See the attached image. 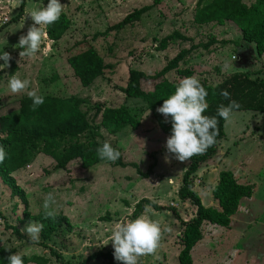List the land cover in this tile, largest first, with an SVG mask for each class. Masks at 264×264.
I'll return each instance as SVG.
<instances>
[{
	"label": "rangeland",
	"instance_id": "rangeland-1",
	"mask_svg": "<svg viewBox=\"0 0 264 264\" xmlns=\"http://www.w3.org/2000/svg\"><path fill=\"white\" fill-rule=\"evenodd\" d=\"M256 1L243 3L250 7ZM47 2L26 0L20 21L4 28L19 15L21 0H0V51L11 57L9 67L0 71V116L18 113L19 102L28 97V91L43 97L84 100L92 125L99 126L104 140L122 150L127 166H90V162L83 165L77 161L61 170L54 159L41 154L13 174L17 191L0 178V247L22 257H40L44 264H107L90 257L112 250L111 243L105 245L104 241L113 222L129 212V218H135L137 205L149 200L165 208L158 212L150 207L143 212L159 223L161 237L155 251L140 257L138 264H179L181 220L189 221L196 213L191 203L179 198L187 162L171 157L165 162L164 145L169 135L159 120L168 122L151 112L143 100L125 94L130 71L152 77L186 50L185 60L166 78L177 85L180 79L194 76L200 83L216 86L236 73L252 75L264 69V54L259 55L255 45L242 47V31L232 21L197 23L200 0H60L64 6L60 16L68 19L66 33L53 41L46 26L42 51L31 59L20 58L21 49L14 46L33 24L27 15ZM143 9L141 20L114 30L130 14ZM173 36L179 38L171 39ZM89 48L103 59L106 70L84 87L68 58ZM14 65L18 66L17 77L30 81L22 93L12 94L7 88ZM153 84L145 82L144 88L152 90ZM121 106L140 119L138 128L119 133L103 128L97 107ZM225 133L217 156L193 177L194 190L205 207L218 209L213 190L220 172L231 171L254 185L253 202L245 204L249 214L235 216L236 223L225 237L218 227L203 224V239L192 250L193 264H264V114L234 111ZM48 193L56 201L50 210L65 217L67 223L48 239L41 230L39 243L30 245L22 229L44 214L42 203Z\"/></svg>",
	"mask_w": 264,
	"mask_h": 264
},
{
	"label": "trees",
	"instance_id": "trees-1",
	"mask_svg": "<svg viewBox=\"0 0 264 264\" xmlns=\"http://www.w3.org/2000/svg\"><path fill=\"white\" fill-rule=\"evenodd\" d=\"M26 0H21V11L17 17L6 25L16 24L24 14ZM145 10H138L130 14L122 23L113 27L122 29L141 20ZM195 19L200 25L209 23H223L232 21L242 31V44L255 45L259 55L264 54V0H257L252 6H247L243 0H200ZM68 28V19L64 16L51 25H48L47 35L53 41L60 40ZM111 28V29H113ZM178 36L170 37L176 39ZM179 38V37H178ZM186 50L174 59L160 73L148 76L144 72L132 70L129 74L128 84L124 90L131 98L143 100L148 109L156 116V109L163 104V100L170 96L176 84L170 82L166 75L178 69L185 60ZM68 62L75 72L76 79L84 86H90L97 78L105 73L103 59L91 48L73 52ZM18 66L14 65L12 73L15 74ZM12 74V75H13ZM145 82H154L152 90L144 88ZM206 91L207 109L205 115L215 116L219 105H228L229 100L239 103L240 108L235 111H253L264 114V69L254 73H236L222 83L211 86L201 83ZM222 90L229 93V99L220 95ZM19 112L0 116V146L7 153L5 160L0 163V178L3 182L17 191L13 174L32 164L37 156H49L57 162L61 170H67L74 162L83 165L90 162V166L107 163L116 167L125 168L122 150L111 145L120 152L115 162L102 161L97 157L96 148L104 141L99 133V126L92 125L89 112L85 111V101L71 98L44 97V103L34 110L30 107L31 99L23 98L19 102ZM101 126L110 132L119 133L126 128L137 129L140 119L132 115L125 106L99 108ZM163 131L170 135L171 124L159 120ZM225 124L223 119L217 117L216 143L202 155H196L186 161V172L183 176L179 198L188 201L196 208L195 216L189 221L181 220L183 228L182 246L179 254V264H193L192 250L203 239L202 227L205 222L212 225L229 228L231 218L237 213L241 201L251 198L253 185L239 184L231 171H222L219 174L217 185L213 190V198L218 202L219 209L207 208L203 205L200 196L194 190L192 180L201 167L215 158L219 145L225 139ZM89 166V165H87ZM26 204V198L22 196ZM150 205L155 211L165 208L149 201H141L135 210L134 216L144 212V206ZM173 210V209H172ZM174 211V210H173ZM176 213V211H174ZM177 217L179 215L176 213ZM42 225V236L48 239L60 231L67 223L63 216L54 215L46 218L44 214L38 217ZM13 253L0 247V264H7V257ZM24 264L34 262L44 264L40 257H22ZM93 260L103 259L107 264H116L113 258V249L108 252H98L90 257ZM73 264V263H63Z\"/></svg>",
	"mask_w": 264,
	"mask_h": 264
},
{
	"label": "clouds",
	"instance_id": "clouds-1",
	"mask_svg": "<svg viewBox=\"0 0 264 264\" xmlns=\"http://www.w3.org/2000/svg\"><path fill=\"white\" fill-rule=\"evenodd\" d=\"M12 7H16L15 3ZM63 8L60 0H48L46 6L42 5L28 13L27 16L33 24L28 27L26 34L19 36L18 43L14 46L21 49L20 58L31 59L42 51L41 44L46 37L45 28L60 18ZM10 59L8 52L0 51V61H3L0 63V71L9 67ZM29 83L28 79H19L15 73L9 76L7 88L12 94L22 93L29 87ZM27 95L31 99L30 107L33 110L44 103V97L37 95L35 91H28ZM220 95L229 99L226 90H222ZM206 96L205 87L196 77H184L179 80L174 92L156 109L157 113L171 124L170 135L164 145L166 163L169 157L185 162L193 156L204 154L216 143L217 117L228 123L234 111L240 108L239 103L229 100L227 106H218L215 116L205 115L208 107ZM96 154L100 160L108 162H115L120 157V152L108 141L96 148ZM6 155L3 146H0V163L5 160ZM55 203L52 193H48L42 203L46 218H53L54 212L50 210V206ZM149 208L150 205H145L144 212H148ZM130 216L131 212L114 221L110 234L104 241L105 245L111 243L113 258L120 264H138L139 258L152 254L160 242L161 228L156 220L144 213L133 219H130ZM41 230L42 225L39 222H30L22 232L27 234L29 244L33 245L39 243ZM8 250L10 249H5ZM7 264H24V261L20 253L14 252L7 257Z\"/></svg>",
	"mask_w": 264,
	"mask_h": 264
},
{
	"label": "crops",
	"instance_id": "crops-1",
	"mask_svg": "<svg viewBox=\"0 0 264 264\" xmlns=\"http://www.w3.org/2000/svg\"><path fill=\"white\" fill-rule=\"evenodd\" d=\"M251 45L254 46V44H251ZM242 47L245 49L246 46H245V45H242ZM253 48H254V47H253ZM262 58L264 59V56H263ZM234 175H235V178L237 179V181H238L239 184H242V185H251V184H249V183H247V182H245V181H242V180H241V176H238L239 174L234 173ZM218 179H219V177H218ZM217 181H218V180H217ZM253 186H254V185H253ZM253 194H254V190H253ZM253 194H252L251 198H245V199H243V200L241 201L237 213L231 218V225H230L229 228H223V227H220V226H216V225H214L215 227H218V228H219V230H220V231H219V234H220L222 237H225V235L227 234L226 232L228 231V229H231V227H233V224L236 223V219H235V218H237V217H235L236 215L240 214L241 212H243V214H245V215H247V214L250 213V208H249L248 204H247V205H245V204H246L247 202H248V203H252V202H253ZM218 209H219V208H218ZM202 233H203V232H202Z\"/></svg>",
	"mask_w": 264,
	"mask_h": 264
}]
</instances>
